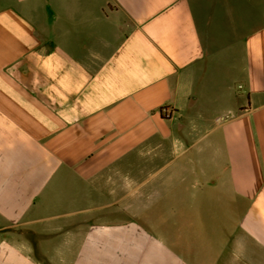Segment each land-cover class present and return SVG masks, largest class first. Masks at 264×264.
<instances>
[{"label":"crops","instance_id":"1","mask_svg":"<svg viewBox=\"0 0 264 264\" xmlns=\"http://www.w3.org/2000/svg\"><path fill=\"white\" fill-rule=\"evenodd\" d=\"M0 264H264V0H0Z\"/></svg>","mask_w":264,"mask_h":264}]
</instances>
